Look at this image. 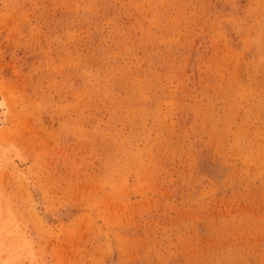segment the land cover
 <instances>
[{
  "label": "rangeland",
  "instance_id": "obj_1",
  "mask_svg": "<svg viewBox=\"0 0 264 264\" xmlns=\"http://www.w3.org/2000/svg\"><path fill=\"white\" fill-rule=\"evenodd\" d=\"M0 264H264V0H0Z\"/></svg>",
  "mask_w": 264,
  "mask_h": 264
},
{
  "label": "bare ground",
  "instance_id": "obj_2",
  "mask_svg": "<svg viewBox=\"0 0 264 264\" xmlns=\"http://www.w3.org/2000/svg\"><path fill=\"white\" fill-rule=\"evenodd\" d=\"M2 101V100H1Z\"/></svg>",
  "mask_w": 264,
  "mask_h": 264
}]
</instances>
